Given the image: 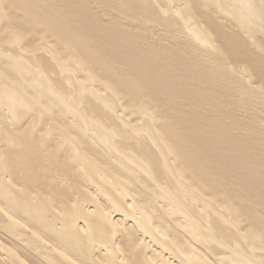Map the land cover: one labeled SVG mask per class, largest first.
I'll return each mask as SVG.
<instances>
[{
	"label": "bare ground",
	"instance_id": "bare-ground-1",
	"mask_svg": "<svg viewBox=\"0 0 264 264\" xmlns=\"http://www.w3.org/2000/svg\"><path fill=\"white\" fill-rule=\"evenodd\" d=\"M94 1L0 0V264H264V0Z\"/></svg>",
	"mask_w": 264,
	"mask_h": 264
},
{
	"label": "rangeland",
	"instance_id": "rangeland-1",
	"mask_svg": "<svg viewBox=\"0 0 264 264\" xmlns=\"http://www.w3.org/2000/svg\"><path fill=\"white\" fill-rule=\"evenodd\" d=\"M71 3L73 4H76L78 2H81V1H84L87 3V7L89 8L90 11H92L94 14H96L97 16V19L99 20V23L101 25H109L112 23V21H114V19L118 20L119 23L121 24H126V27H128L127 25H131V26H134L135 27V33L139 34V38L142 36L145 37V35L147 36L148 39H150L151 41L152 40H157L160 36H162V39H163V31H162V28L160 26H156L152 23H148V28L146 29V27H139L137 25H134V24H131L132 21L126 19L125 17L123 16H120L119 14L116 15L117 13L113 12V11H109L108 9H105L103 6H99L94 0H70ZM80 4V3H79ZM214 16V15H213ZM221 21V20H219ZM218 22V20H217ZM222 22V21H221ZM219 23V22H218ZM226 24V23H224ZM133 27V28H134ZM152 27H155V28H152ZM131 28V27H130ZM230 30H232L231 28H224V31L226 33H228ZM35 35H38L37 37H35V40H38L40 41L41 38H43V36H45V33L43 32V29L40 27L38 28L36 31H35ZM142 38V39H145V38ZM36 38H39V39H36ZM140 38V39H141ZM29 39V38H27ZM47 40H53L52 38L51 39H47ZM147 41V39H145ZM149 41V40H148ZM150 41V42H151ZM164 41V40H163ZM159 44V43H158ZM162 44H166L165 42H163ZM157 46V43L154 44ZM153 45V46H154ZM169 45L170 47H172V45H174V43L172 41L169 40ZM155 46V47H156ZM58 51L63 54V55H66L68 54V51H66L63 47L61 46H58ZM234 92V91H233ZM232 91H229L228 94H231ZM148 95V94H146ZM141 100L140 102H136L137 105H139L140 107H145V105L147 104V106L149 105L150 106V103L148 101V98L147 97H142V99H139ZM185 102H181V103H172V104H169V105H160V114L159 115H181L180 112H178L177 110L180 109L182 111H185ZM230 108V107H229ZM229 108H227V110H229ZM173 109V110H172ZM247 109V108H246ZM248 110V109H247ZM232 111L233 113L231 114L233 116V118L235 120H242V121H245L247 119H250V118H247L245 119V117L248 116V114H253L254 111L250 110V111H245L244 109H241V108H238V107H233L232 108ZM252 111V112H251ZM255 113V112H254ZM256 114V113H255ZM258 114L256 115H252V116H257ZM249 117V116H248ZM260 117H264L263 115L260 116ZM244 118V119H243Z\"/></svg>",
	"mask_w": 264,
	"mask_h": 264
}]
</instances>
